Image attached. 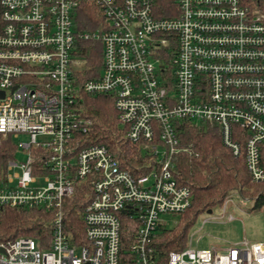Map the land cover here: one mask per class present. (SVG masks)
Masks as SVG:
<instances>
[{"label": "built area", "instance_id": "1", "mask_svg": "<svg viewBox=\"0 0 264 264\" xmlns=\"http://www.w3.org/2000/svg\"><path fill=\"white\" fill-rule=\"evenodd\" d=\"M80 1L0 0V135L28 136L17 144L25 157L6 162L0 207L54 210L50 247L29 236L5 240L0 264H264V240L199 248L189 239L164 258L150 245L161 215L190 204L173 173L178 119L216 124L251 180L264 179V0H175L172 17L154 16L156 0H90L99 15L90 31L76 27ZM83 39L101 43L102 65L78 82ZM81 90L112 96L142 165L122 166L106 145H85L92 120L75 106ZM87 177V243L74 245L61 202ZM125 214L135 227L128 259L120 253Z\"/></svg>", "mask_w": 264, "mask_h": 264}, {"label": "trees", "instance_id": "2", "mask_svg": "<svg viewBox=\"0 0 264 264\" xmlns=\"http://www.w3.org/2000/svg\"><path fill=\"white\" fill-rule=\"evenodd\" d=\"M175 0H156L153 9L156 17H172L177 13ZM98 7L90 0H81L76 8L75 23L79 30L90 31L99 26L93 19ZM100 13V12H99ZM79 55L84 59L78 82L98 77L101 69L102 45L99 41L83 39L78 42ZM163 62L169 57L163 55ZM75 106L92 120L91 127L80 137L87 144H103L119 155L122 166L134 168L145 162L143 152L136 142L125 140L123 126L119 122L112 96L108 93L78 92ZM177 149L173 156V173L178 183L190 189V204L179 215L173 228L158 225L152 234L150 245L160 254L180 250L187 245L188 232L199 213L221 206L223 198L236 191L250 205L249 212L264 210V179L254 182L246 167L242 154L235 155L222 142L216 124L200 122L195 125L188 119H178ZM237 138V137H236ZM240 140L244 136H238ZM260 162L264 168V143L261 144ZM242 146V143H241ZM17 143L11 135L0 136V178L6 162L15 157ZM91 194L89 178L78 181L69 197L61 202L64 231L74 245L87 243L82 221V211L86 199ZM53 209L35 205L16 208L8 205L0 207V243L18 236L33 238L41 249L50 247L52 237ZM134 225L128 215L121 220V255L128 259V244L133 236Z\"/></svg>", "mask_w": 264, "mask_h": 264}, {"label": "rangeland", "instance_id": "3", "mask_svg": "<svg viewBox=\"0 0 264 264\" xmlns=\"http://www.w3.org/2000/svg\"><path fill=\"white\" fill-rule=\"evenodd\" d=\"M96 14L97 12L94 13V15ZM12 139L18 144L27 141L28 136L19 134ZM24 157L25 154L17 146L15 158L22 160ZM224 203L226 209L222 212L221 207ZM249 205L250 203L243 199L238 192L231 191L223 198L220 207L214 210L210 209V213H206V211L199 213L189 229L187 243L191 239L193 246L207 248L238 241L243 237L250 241L264 240V210L249 212L247 210ZM229 214L233 215V219L228 218ZM161 217V225L165 228H173L179 221L178 214H164Z\"/></svg>", "mask_w": 264, "mask_h": 264}, {"label": "water", "instance_id": "4", "mask_svg": "<svg viewBox=\"0 0 264 264\" xmlns=\"http://www.w3.org/2000/svg\"><path fill=\"white\" fill-rule=\"evenodd\" d=\"M207 212H208V213H210V212H211V210L209 209V210H207Z\"/></svg>", "mask_w": 264, "mask_h": 264}]
</instances>
